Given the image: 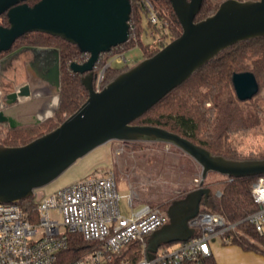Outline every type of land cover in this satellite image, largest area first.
I'll return each mask as SVG.
<instances>
[{
  "label": "water",
  "instance_id": "obj_1",
  "mask_svg": "<svg viewBox=\"0 0 264 264\" xmlns=\"http://www.w3.org/2000/svg\"><path fill=\"white\" fill-rule=\"evenodd\" d=\"M28 1L0 0V17L6 14L9 22L8 27L0 26V53L10 51L19 38L32 32L74 44L89 55L85 62L71 64L73 72L85 75L83 83L89 97L53 131L23 146L0 145V203L36 196L37 189L110 141L163 142L193 159L201 167V180L199 188L169 209L173 225L178 215L182 234L172 236L173 225L155 232L149 243V252H155L162 244L193 237L188 222L200 213L203 200L211 195V189L203 186L210 173L231 179L264 175V160H229L168 130L133 125L222 52L264 37V0H225L214 15L199 22L196 17L204 0H169L182 35L100 92L94 88V69L104 53L129 41L131 0H39L32 6ZM232 82L240 101H250L259 93V83L251 72L234 74ZM26 90L11 94L8 103L28 96Z\"/></svg>",
  "mask_w": 264,
  "mask_h": 264
},
{
  "label": "trees",
  "instance_id": "obj_2",
  "mask_svg": "<svg viewBox=\"0 0 264 264\" xmlns=\"http://www.w3.org/2000/svg\"><path fill=\"white\" fill-rule=\"evenodd\" d=\"M37 1L39 0H30L28 4L32 6ZM143 1L131 0L129 41L101 56L94 69V88L98 76L110 56L140 46L144 52V59H147L156 55L164 47L165 44H160L156 40L149 44L142 43L143 15L148 19ZM151 1L162 11L168 21L169 39L173 41L180 37L183 32L182 26L170 1ZM222 2L204 0L196 22L214 15ZM147 23V34H149V21ZM0 26H9L6 14L0 17ZM39 47L51 48L58 52L60 92L54 116L36 125L20 127L11 126L6 121L0 120L1 146H23L53 131L73 115L89 97V91L83 83L85 75L75 73L71 69L72 63H83L89 58V55L81 53L78 46L59 37L40 32L25 34L15 42L10 51L0 53V61L22 48ZM130 68H132L131 65L106 69L102 87L104 88ZM244 72H251L255 75L260 87L256 96L264 92V37L237 44L222 52L215 60L202 67L185 83L170 92L133 125L153 126L168 130L205 148L215 156H222L229 160H264V147L249 154L240 152L237 148L238 141L243 135H247V132L251 130L261 131L264 122V110L259 105H256L248 114H244L242 107L248 101H240L235 94L233 75ZM215 176H220L221 180L215 182L219 187H214L213 182H210L211 178ZM258 177H264V175L231 179L210 173L203 186L211 189V195L203 200L202 205L204 204L205 208L201 207V209L210 213H218L224 216L229 223L237 224V227L227 234L233 244L239 245L245 250L264 254V238L259 236L254 227L245 221L250 214L258 209L251 192L252 185ZM218 192L221 194L219 195ZM173 202L170 201L162 205L161 208L167 211ZM17 203L29 212H33L38 206L35 196ZM172 244L174 243L166 245ZM87 248L88 244L80 236L70 237V246L66 253L60 256L57 264H66L78 259ZM141 248L140 243H133L123 251L125 252L123 256L138 260L141 257ZM205 264H216V262L211 256L205 261Z\"/></svg>",
  "mask_w": 264,
  "mask_h": 264
},
{
  "label": "built area",
  "instance_id": "obj_3",
  "mask_svg": "<svg viewBox=\"0 0 264 264\" xmlns=\"http://www.w3.org/2000/svg\"><path fill=\"white\" fill-rule=\"evenodd\" d=\"M143 7L148 14L149 34L165 47L170 40L168 21L151 0H144ZM126 52L114 55L105 64L95 85L97 92L103 89L104 72L113 62L121 66L133 63ZM251 192L258 209L245 221L264 238V177L254 181ZM121 199L115 172L109 170L49 194L33 212L19 203H0V264H57L74 235L80 236L88 248L66 264H205L212 256V243L231 242L227 234L237 227L224 216L201 209L188 222L193 237L149 252L148 239L170 221L167 211L149 204L133 210L129 195L132 212L125 216L120 212ZM133 243L142 247L138 260L123 256Z\"/></svg>",
  "mask_w": 264,
  "mask_h": 264
},
{
  "label": "rangeland",
  "instance_id": "obj_4",
  "mask_svg": "<svg viewBox=\"0 0 264 264\" xmlns=\"http://www.w3.org/2000/svg\"><path fill=\"white\" fill-rule=\"evenodd\" d=\"M217 1L222 2V0ZM147 22L148 19L143 15L144 31L141 35L143 44L154 41V38L147 34ZM170 42L171 40L168 44ZM113 56H110L107 63ZM126 56L134 62L131 64L133 67L144 59V52L140 46H136L126 52ZM58 66V52L51 48H22L4 57L0 61V120L14 126L37 124L40 121V116L36 113L37 108H29L27 115L22 118L21 111L32 103L23 101L24 106L5 111L8 104L16 105L12 101L8 103V97L14 93H22L25 85H29L32 91L25 101L35 98V101H39L43 107L51 104L52 101L55 102L60 92ZM120 66L113 62L112 67ZM256 105L264 110V92L243 105L244 114H248ZM28 116L31 117L27 118ZM238 143V150L245 154L261 150L264 147V122L261 131L247 132ZM107 170L115 172L119 193L123 197L120 209L125 216H130L131 210L128 207L129 200L124 196H129L131 190L138 201L161 207L170 201L183 200L200 186L201 180V167L174 146L163 142L154 144L147 140L127 143L114 140L94 149L77 160L50 184L37 189L35 199L39 203L44 197L61 188L89 177L100 176ZM218 180H221L220 176H215L210 182H213L214 187H219L215 184ZM174 204L176 205L175 202ZM204 208L203 204L202 209ZM167 211L170 218L169 210ZM177 216L174 217V225L171 221L166 226L179 227Z\"/></svg>",
  "mask_w": 264,
  "mask_h": 264
},
{
  "label": "crops",
  "instance_id": "obj_5",
  "mask_svg": "<svg viewBox=\"0 0 264 264\" xmlns=\"http://www.w3.org/2000/svg\"><path fill=\"white\" fill-rule=\"evenodd\" d=\"M28 86L29 85H25V89H27L26 91H27V93H29L28 96H30L32 89L30 88V86L29 87ZM28 96H20L21 97L20 99L18 97V99H16L15 101H12V103L15 102L16 105L12 106V105L8 104L7 107L5 108V111L13 110V109L18 108V107H22L25 105L24 102H26V103H32V104L27 106L26 108H23L24 110L21 111L23 113L22 118H24L27 115L26 113L29 112L28 109L32 108V107L34 109L37 108L36 113L38 114V116H40L39 117L40 121H38V123L43 121V120H46L47 118L53 117L54 112L57 108V100H58L59 96L56 97L55 102L52 101L51 104L49 103V105H46L45 107L41 106L39 101H35L36 100L35 98L25 101V98H27ZM18 100H19V102L17 103ZM39 105L41 106V110L39 109V107H40ZM30 117L31 116H28L27 118H30ZM7 123L9 124V122H7ZM11 126H14V125H11ZM15 127H20V126H15ZM107 171H109V170H107ZM106 172H104L102 175H104ZM117 187H118V192H119L118 181H117ZM130 195L133 198V210H137L140 207L149 204V203H143V202L135 199V196L133 195L132 190H131ZM124 197H126L128 200V196H124ZM184 198H186V197H184ZM120 202H121V200H120ZM174 202H177V201H174ZM174 202H173V204H174ZM119 207H120V203H119ZM128 207H129V201H128ZM135 208H137V209H135ZM129 209L131 210L130 207H129ZM120 212L122 213L121 209H120ZM131 212H132V210H131ZM167 213H168V211H167ZM169 222H171V219ZM163 228H161V229H163ZM170 233L172 236L181 235L182 230L179 227H177L175 229L173 228ZM150 238L148 239L149 243L152 242L150 240ZM164 245H166V244H162L161 246H164ZM211 247H212V257L214 258L216 264H264V254H261V253L255 252V251L245 250L241 246L233 244L232 242H228L226 240H218L217 242L212 243Z\"/></svg>",
  "mask_w": 264,
  "mask_h": 264
}]
</instances>
